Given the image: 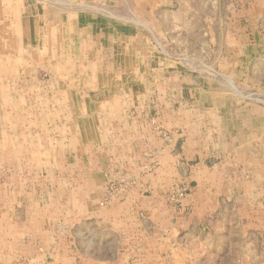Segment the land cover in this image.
Returning a JSON list of instances; mask_svg holds the SVG:
<instances>
[{"label":"rangeland","instance_id":"rangeland-1","mask_svg":"<svg viewBox=\"0 0 264 264\" xmlns=\"http://www.w3.org/2000/svg\"><path fill=\"white\" fill-rule=\"evenodd\" d=\"M177 1L182 4L180 10H173L160 0H0V264H10L13 259L11 264H28L25 260L29 255L27 251L17 248L32 240L31 235L36 236L43 209L40 210V203L44 207L47 204L46 230H58L52 225L57 221L58 211L63 210L57 206L61 193L70 187V190L74 188L78 192L79 184L80 189L83 186V176L87 177V157L95 156L105 162L104 155L111 151L104 146L109 142L105 136L111 139L117 135L115 129L124 130L118 115H112L114 112L110 110H131V121L138 119L136 103H141L143 110L157 111V98L154 97L157 91L152 89V77L156 79L158 75L160 88L167 90L171 84L164 81L167 80L164 76L168 75L169 60L180 62L178 67L170 70H175L180 78L203 72L204 77L215 79L214 69L203 65L216 59L215 52L207 51L214 37L201 35L204 26L199 19L189 21L187 18H190V12L207 14L212 19L211 30L215 31L220 27V22L215 23V19L222 17L226 21L234 0ZM188 2L183 7V3ZM240 19L243 21L241 24L233 25L246 29L249 23L245 18ZM252 26V29L256 27L255 40L262 44L259 59H264V16L254 21ZM186 27L192 28L195 34L186 35ZM119 31L133 37L140 34L144 39L145 50L141 56L134 51L136 38L121 41H124V47H129L127 56L122 51L121 61L124 63V57L134 62L140 58L144 66L130 73L120 68L127 73L124 77H131L125 85H115L111 80L118 77L120 71L116 76H106L104 82L97 77L118 70L113 62L118 39L114 40ZM241 40L249 43L250 38L246 41L242 35ZM95 63L98 66L94 68ZM135 71L140 72L136 74ZM237 76L239 83L230 77H223V90L233 98L225 100V107L251 105L262 108L264 85L253 86L246 67L238 69ZM191 77L197 78L195 75ZM140 80H145V83L141 84ZM136 86L142 87L144 95L141 100L129 97L130 92L126 98L128 96L131 100H120L121 94ZM94 87L114 95L109 97L112 102L100 101L109 106L102 104L101 110L97 111L96 101L84 99L91 103V112L95 110L96 113L90 119L92 139H87L83 138L85 133L78 130V116L75 115L78 111L72 109L73 103L77 107L78 100L71 96L79 88L82 93ZM168 97L164 96L159 102L160 109H168L171 101ZM171 103L175 104L176 110L180 109V100ZM161 119L166 120V115L162 114ZM156 125L153 122L154 129ZM159 129L161 132H155L158 135L161 133L159 136L164 139V129ZM145 132L148 133L147 129ZM72 135L77 141H72ZM257 138L261 145L248 154L249 159H255V162L241 163L239 169L242 172L247 167L250 175H256L255 194L242 196L240 201L228 207L227 212L214 213L212 221H206L207 226L195 217L197 224L191 237L178 240L180 246L177 245V248L188 257L185 264H264V259L259 260L263 254L258 255L264 253V135ZM140 149L131 148L123 159H112V180L107 183L105 201L97 203L99 207H107L110 202H123L140 179L154 174L156 154L143 152V158L138 159L135 151ZM116 150L126 154L120 148ZM180 151L181 148H178L177 154ZM241 155L242 159L246 153ZM187 195L185 184H178L176 177L167 188V204L180 212ZM233 205H242L245 210L240 211V206ZM227 219L231 221L232 228L223 227ZM23 222L28 223L27 226H18ZM252 247L258 251L253 257L248 255L251 258L246 260V253ZM176 254L179 255L178 252ZM18 255L25 257L15 260ZM119 262L124 264L121 260Z\"/></svg>","mask_w":264,"mask_h":264},{"label":"crops","instance_id":"crops-1","mask_svg":"<svg viewBox=\"0 0 264 264\" xmlns=\"http://www.w3.org/2000/svg\"><path fill=\"white\" fill-rule=\"evenodd\" d=\"M160 1L173 10L181 9L182 4L177 0ZM189 3H183V7ZM157 6L160 5L157 3ZM238 6H241V10H238ZM229 11L230 17H227L226 21L222 17L215 19V23L220 22V27L215 31L211 30L213 23L207 14L190 12V18L186 17L189 21L199 19L204 26L200 31L201 35L214 37L213 46L209 44L207 51L215 52L216 59L210 60L212 63L208 65L207 63L203 65L214 69L215 79L204 77L203 72L191 73V76L195 75L197 78L191 76L180 78L175 70L170 71L178 67L180 62L169 60L168 75L164 76L167 78L164 81L171 84L168 85V89L160 88L158 75L156 79L152 77L154 80L152 89L155 88L157 91L154 96L157 98L155 107L157 111L143 110L142 104L136 103L135 113L139 120L131 121L133 115L129 114L131 110L123 108L118 111L110 110L111 113L114 112L112 115H118L124 130L115 129L117 135L111 139L105 136L110 143L104 146L111 148L110 153L104 155L105 162H102L101 158L88 156L85 161L89 163V168L87 177L83 176L82 188L80 189L79 184L78 192L74 188L70 190L71 187L63 190L65 193H61V200L58 199L57 202V206L63 210L58 211L57 221L52 225L58 229L57 231L46 230L47 204L44 207L40 203L39 208L43 209L40 211L41 220L39 229L35 232L36 236L31 235L32 240L27 241L24 247L22 245L17 248L27 251L29 255H26L27 257L18 255L15 260L25 257L28 264H122L117 263L120 260L124 264H176L177 259H183L177 264H185L188 257L182 249L177 248V245L180 246L178 240L191 237V232H194L193 228L197 224L194 218L199 217L197 219L200 222L202 220L205 222L203 226H207L206 221H212L214 213L227 212L228 207L240 201L242 196L255 194L256 175H250V171H246L247 167H244L242 172L239 169L241 163L255 162V159H249L248 154L261 145L257 136L264 135V105L262 108L251 105L225 107V100L233 98L223 90V77L225 79L230 77L239 83L238 69L246 67L250 73L251 84L264 85V59H259L262 44L261 41L255 40L256 27L252 29L254 21L264 16V0H234ZM240 17L249 23L246 29L238 28L237 24L243 22ZM235 23L237 24L233 25ZM185 31L186 35L195 34L192 28L186 27ZM116 34L114 41L117 39L118 41L115 42L116 55L113 66L118 70L108 71L109 74H103L104 76L97 74L102 82L106 76L112 77V74L116 76L120 68L127 69L130 73L131 70H141L144 67L140 58L134 62L124 57V63L121 61L122 51L124 56L129 51L128 45L124 47V41L122 43L121 41L129 37L136 38L134 51L137 56H141L145 50L143 37L140 34L133 37L132 34L123 31ZM242 35L246 41L248 37L250 38L249 43L242 42ZM116 57L120 60L118 61ZM96 65L95 63L94 68ZM124 73L126 72L120 71L118 77L111 78L115 85L128 83V78L131 77H124L127 74ZM143 82L145 83V80H140L141 84ZM129 92L128 96L138 101L144 95L142 87L136 86L135 89L130 88L127 93L121 94L120 100L122 98L131 100L128 96L126 98ZM113 95L111 92L107 94L105 91H98L97 87L82 93L80 88L73 91L71 97L78 101L77 107L75 108L73 103L72 109L78 111L77 114L74 111V114L78 116V130L85 133L83 138L92 139L90 119L96 116L95 110L91 112L89 106L91 103L85 102L84 99L96 101L97 111L101 110L102 104L107 105L106 102L100 101H109V97ZM164 96H169L168 99L171 101L180 100V109L176 110L175 104L172 105L171 101L168 109H160L159 102ZM162 114L166 115V120L161 119ZM153 122L158 124L155 129ZM145 128L148 133L145 132ZM159 128L164 129V139L159 136L161 133L158 135ZM83 138L81 137V140ZM71 139L73 142L77 141L73 135ZM116 148H120L126 154H121ZM131 148H141L139 152L135 151L138 159L143 158V152L152 151L156 154H154L156 174L140 179L138 184L129 190L123 202H110L107 207H99L97 203L105 201L107 183L112 180L114 172L111 168L112 159H123L130 153ZM178 148H181V151L177 154ZM241 153H246L242 159ZM176 177L178 184L184 183L188 191L185 206L180 212L174 211L166 199L169 183ZM233 206H240V211L245 210L242 205ZM229 221L227 219L223 227L232 228L233 225L231 221L228 223ZM26 224L23 222V225L18 226L25 227ZM115 249L117 251L114 255ZM257 251L255 247L249 248L246 260H250ZM258 255H262L259 260L264 259L263 252ZM49 258L51 261H47Z\"/></svg>","mask_w":264,"mask_h":264},{"label":"bare ground","instance_id":"bare-ground-1","mask_svg":"<svg viewBox=\"0 0 264 264\" xmlns=\"http://www.w3.org/2000/svg\"><path fill=\"white\" fill-rule=\"evenodd\" d=\"M23 4H25L24 2H23ZM29 6V5H28ZM35 9L37 10V8L35 7ZM30 11V10H29ZM31 14V13H30ZM37 15V14H36ZM32 21V20H31ZM28 22V21H27ZM30 26V25H29ZM28 29V28H27ZM22 30H23V28H22ZM25 30V29H24ZM40 32V31H39ZM22 35H23V33H22ZM30 37H31V35H30ZM23 51H25L24 49H22ZM20 77V76H19ZM28 80V79H27ZM25 89V88H24ZM39 109V108H38ZM32 115V114H31ZM47 119V118H46ZM31 146V145H30ZM13 245V244H12Z\"/></svg>","mask_w":264,"mask_h":264},{"label":"built area","instance_id":"built-area-1","mask_svg":"<svg viewBox=\"0 0 264 264\" xmlns=\"http://www.w3.org/2000/svg\"><path fill=\"white\" fill-rule=\"evenodd\" d=\"M181 196H183L184 194L183 193H180Z\"/></svg>","mask_w":264,"mask_h":264}]
</instances>
